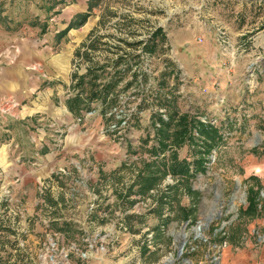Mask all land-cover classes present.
I'll return each instance as SVG.
<instances>
[{
	"label": "rangeland",
	"instance_id": "1",
	"mask_svg": "<svg viewBox=\"0 0 264 264\" xmlns=\"http://www.w3.org/2000/svg\"><path fill=\"white\" fill-rule=\"evenodd\" d=\"M68 2L0 0L4 31L43 51L0 140V264H264V0H90L60 35ZM181 121L220 134L202 169Z\"/></svg>",
	"mask_w": 264,
	"mask_h": 264
},
{
	"label": "crops",
	"instance_id": "2",
	"mask_svg": "<svg viewBox=\"0 0 264 264\" xmlns=\"http://www.w3.org/2000/svg\"><path fill=\"white\" fill-rule=\"evenodd\" d=\"M90 0H69L68 5L59 14L60 20L55 21V27L60 28L66 25V21L77 13L86 11L87 3ZM186 22V19H185ZM89 21L87 20L83 25L76 28L68 29V39L70 41H77L84 35L86 28L89 27ZM54 29L47 34L48 39H52ZM30 39V40H29ZM33 37L27 38L26 35L20 34L10 36L0 26V140L9 136L12 130V121L20 120L21 116L17 115L16 105L19 104L36 90L38 78L35 73V65L39 66L43 60V51L39 47L38 42L33 40ZM8 44H13V47L8 48V52L2 48ZM191 42L188 43L184 52L185 58H191L190 53H193L194 49ZM49 52H52V46L49 45ZM2 49V50H1ZM66 53V52H65ZM187 55V56H186ZM195 55L193 54V57ZM192 57V58H193ZM264 58V54L259 56ZM263 63L262 61L260 62ZM35 64V65H34ZM41 78H39V81ZM10 121V123H9ZM2 129V130H1ZM9 131V132H8ZM14 133L15 130H12ZM18 136V135H16ZM2 149V148H1ZM0 157L3 159V152H0ZM264 194V191L262 192ZM264 242V239H263ZM243 251L237 253L234 264H253V261L248 262V257L253 260L254 255L251 253L248 256L243 254ZM264 258V255H262Z\"/></svg>",
	"mask_w": 264,
	"mask_h": 264
},
{
	"label": "trees",
	"instance_id": "3",
	"mask_svg": "<svg viewBox=\"0 0 264 264\" xmlns=\"http://www.w3.org/2000/svg\"><path fill=\"white\" fill-rule=\"evenodd\" d=\"M86 13H82V14H78L75 16V19H72L68 22V24L60 31V35L64 33V31L71 26H75L78 25L80 23H82L85 19ZM72 75H75V73H72ZM113 78L112 75H110L109 79L105 82V85L103 86V89L108 88L111 85L112 79ZM72 99L67 101L66 103L68 104V107L70 109L73 108V104H72ZM82 105V104H81ZM80 107V106H77ZM75 109L73 108V111ZM181 118L183 119V117L181 116ZM161 120V123L165 124L167 123L166 120L159 118ZM187 122V120H186ZM159 123V124H161ZM196 125H197V129L200 132V134H202L200 139H195L187 130V127L185 126L186 123L185 121H181V125L178 128V130L176 131V133L173 134L172 136V141L173 142H179L182 141L184 138H187V140L193 145L195 144L198 147V154L196 156V158H194L191 162L193 164H195V168L196 169H202V162L206 159L205 157V153L208 152L211 147L215 146L219 141H220V134H218L216 127L214 126H209V125H205L202 122H197L196 121ZM159 127H157V131H158ZM158 134V133H157ZM165 134H163L164 136ZM160 146L164 145V142H162L160 139ZM172 160H173V156H172ZM186 160L184 158L181 159H174L173 162L169 163V165L167 166L168 171L174 175V176H181L182 174H184V176L188 175L190 173V171L188 170V166L186 164ZM163 170V169H162ZM247 177H251V178H255L253 175H248ZM150 180V178H148V181ZM148 185V183H146V185L144 186L142 184V187H146ZM257 187V186H256ZM257 189H253L251 186H248L247 188V203L245 205V207L243 208V212L249 213L250 215H253L256 213V200L255 197L257 196ZM187 213V212H185ZM184 214V216H187L186 214ZM191 220V219H190Z\"/></svg>",
	"mask_w": 264,
	"mask_h": 264
},
{
	"label": "water",
	"instance_id": "4",
	"mask_svg": "<svg viewBox=\"0 0 264 264\" xmlns=\"http://www.w3.org/2000/svg\"><path fill=\"white\" fill-rule=\"evenodd\" d=\"M181 245H182V241L180 240L179 243H178V247H177L176 253H179ZM213 264H217V261H215Z\"/></svg>",
	"mask_w": 264,
	"mask_h": 264
},
{
	"label": "built area",
	"instance_id": "5",
	"mask_svg": "<svg viewBox=\"0 0 264 264\" xmlns=\"http://www.w3.org/2000/svg\"><path fill=\"white\" fill-rule=\"evenodd\" d=\"M166 259H168V257H167ZM169 260H170V259L167 260V263L169 262ZM164 261H165V260H164ZM164 261L162 262V264H166ZM170 261H171V260H170ZM120 262L123 263L124 260H123V261H120ZM137 263H138V262H136V263H132V264H137ZM139 264H140V263H139Z\"/></svg>",
	"mask_w": 264,
	"mask_h": 264
}]
</instances>
